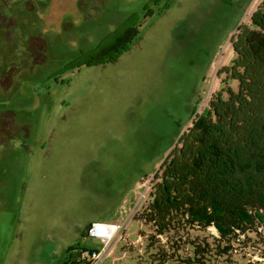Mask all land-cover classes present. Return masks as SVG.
I'll return each instance as SVG.
<instances>
[{
    "label": "rangeland",
    "instance_id": "1",
    "mask_svg": "<svg viewBox=\"0 0 264 264\" xmlns=\"http://www.w3.org/2000/svg\"><path fill=\"white\" fill-rule=\"evenodd\" d=\"M164 1L0 0V264H64L97 247L88 223L119 211L131 220L104 264H149L143 189L194 116L236 90L230 38L262 0H176L157 15ZM128 27L136 50L74 68L126 46ZM251 250L219 264H264Z\"/></svg>",
    "mask_w": 264,
    "mask_h": 264
},
{
    "label": "trees",
    "instance_id": "2",
    "mask_svg": "<svg viewBox=\"0 0 264 264\" xmlns=\"http://www.w3.org/2000/svg\"><path fill=\"white\" fill-rule=\"evenodd\" d=\"M175 3L165 0L157 15ZM126 31L125 45L138 42L133 27ZM230 43L234 58L224 73L236 90L212 97L152 177L151 200L139 216L152 229L149 264H219L250 248L264 257V0ZM114 44L74 68L113 64L131 48ZM252 236L259 247L249 245ZM82 251L69 248L64 264H80Z\"/></svg>",
    "mask_w": 264,
    "mask_h": 264
},
{
    "label": "built area",
    "instance_id": "3",
    "mask_svg": "<svg viewBox=\"0 0 264 264\" xmlns=\"http://www.w3.org/2000/svg\"><path fill=\"white\" fill-rule=\"evenodd\" d=\"M197 115V114H196ZM196 115L194 120L196 121ZM200 115V114H199ZM152 180V179H151ZM145 186L143 189V195L141 200L143 202L142 209L150 202V192L152 189V183ZM139 190V188H138ZM141 209V211H142ZM140 211V214H141ZM130 213L126 211H119V219L112 222L107 221H94L90 222L83 232V237L94 241L97 247L91 248L87 251H82L79 255L77 262L80 264H104L106 258L110 254V248L116 239H121L125 234L126 227L131 220ZM142 224L144 222L140 220Z\"/></svg>",
    "mask_w": 264,
    "mask_h": 264
},
{
    "label": "crops",
    "instance_id": "4",
    "mask_svg": "<svg viewBox=\"0 0 264 264\" xmlns=\"http://www.w3.org/2000/svg\"><path fill=\"white\" fill-rule=\"evenodd\" d=\"M168 10H169V9H168ZM166 11H167V10H166ZM164 12H165V11H164ZM164 12H163V13H164ZM163 13H162V14H163ZM162 14H161V15H162ZM165 14H166V13H165ZM155 29H156V28H150V29H149V32H148L147 34L150 36L151 34H153V32H154ZM167 31H168V28H164V29L162 30L161 33L164 35V34H167ZM141 42H143V40H142V39H139L138 42H136V43L134 44V48H135V50H136V48L139 47V44H141ZM130 51H131V50H129V51H127V52L130 53ZM125 53H126V52H125ZM98 66H100V65H98ZM182 133H183V132H182ZM182 133H181V134H182ZM181 134H180V135H181ZM176 142H177V141H176ZM175 144H176V143H175ZM175 144H174V145H175ZM174 145H173V146H174ZM107 222H112V221L110 220V221H107ZM87 225H88V224H87ZM87 225H86V226H87ZM82 233H83V231H81V234H82Z\"/></svg>",
    "mask_w": 264,
    "mask_h": 264
},
{
    "label": "flooded vegetation",
    "instance_id": "5",
    "mask_svg": "<svg viewBox=\"0 0 264 264\" xmlns=\"http://www.w3.org/2000/svg\"><path fill=\"white\" fill-rule=\"evenodd\" d=\"M38 40H40V39H38ZM91 67V66H90ZM5 140V139H4ZM89 224V223H88ZM83 234V233H82Z\"/></svg>",
    "mask_w": 264,
    "mask_h": 264
}]
</instances>
